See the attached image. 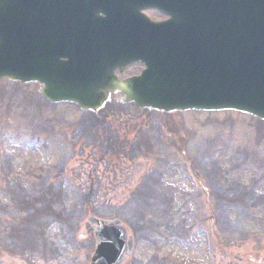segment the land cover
Wrapping results in <instances>:
<instances>
[{"label":"rangeland","instance_id":"374dc122","mask_svg":"<svg viewBox=\"0 0 264 264\" xmlns=\"http://www.w3.org/2000/svg\"><path fill=\"white\" fill-rule=\"evenodd\" d=\"M91 116L50 106L38 86L0 85V264H89V215L123 222L136 242L131 264H264V124L235 112L148 115L115 101ZM113 140L130 150L124 165L105 158ZM8 183L29 198L53 186L61 214L30 219ZM243 190L257 204L249 212ZM22 219L33 223L19 231Z\"/></svg>","mask_w":264,"mask_h":264},{"label":"water","instance_id":"95a60500","mask_svg":"<svg viewBox=\"0 0 264 264\" xmlns=\"http://www.w3.org/2000/svg\"><path fill=\"white\" fill-rule=\"evenodd\" d=\"M169 16L152 22L142 11ZM136 64L139 76L121 80ZM0 80L98 114L234 111L264 122V0H0ZM90 264H125L120 221L90 216ZM127 246V253L126 252Z\"/></svg>","mask_w":264,"mask_h":264},{"label":"trees","instance_id":"16d2710c","mask_svg":"<svg viewBox=\"0 0 264 264\" xmlns=\"http://www.w3.org/2000/svg\"><path fill=\"white\" fill-rule=\"evenodd\" d=\"M93 123L95 124V128L98 124L100 126V121L97 122L96 119L94 120ZM102 149L106 150V154H105L104 150H102L105 154V158L108 157L109 159H117L118 163L119 162L120 163L127 162L126 161L127 159L126 160H124V159L126 157H128L129 153H130V150H128L125 146H123V143H121V140L119 142V146H118V142L113 140L110 142L108 148L105 149V147H102ZM16 184L12 185V184L8 183V191L7 192L11 196L15 197V199L13 200L14 206H15V208L19 209V212H21L20 208L26 209V211L29 212L30 219L35 218V220L39 219V216L41 218V216L44 214H45L44 216H47L46 214L50 213L49 210L56 209V213H57L56 216L61 214V213H58L59 211H57V208L59 206L58 201L60 199V195H58V193L56 191H54L55 189L53 186L48 188V191L46 192V194H43L41 196L38 194V196H31V198H29L28 196H26V195H28L26 190L25 189L22 190V188H18L19 186H16ZM231 187L232 186H230L229 188H231ZM31 191H34V189ZM244 192H245V195L241 196L242 199H245V198L248 199L251 196V194L247 193L246 190H243L242 193H244ZM234 194L239 195L238 193H235V192H234ZM25 197H28L29 200H25ZM239 198H240V195L237 197H234V200H238ZM46 199H47V205H45V208L42 209V204H44L46 202ZM248 201H250V203L247 204V206L245 208H243L244 209L243 211L247 210L246 212H249V210L251 208H254L257 205V204H255V200L252 199V197H250ZM60 204H61V202H60ZM260 207L263 208L264 204ZM3 208L5 209V207H3ZM35 215H36V217H35ZM47 217L50 218L49 216H47ZM56 218L59 219L58 217H56ZM45 219H47V218H44L43 220H45ZM65 219H69V217H67ZM26 220H24V219L19 220L17 225H19L18 227L20 229L28 227L29 224L32 222L31 220L29 222H27ZM67 223H68V221H67ZM68 227L71 230L74 229L73 226L72 227L68 226Z\"/></svg>","mask_w":264,"mask_h":264},{"label":"flooded vegetation","instance_id":"af4514ba","mask_svg":"<svg viewBox=\"0 0 264 264\" xmlns=\"http://www.w3.org/2000/svg\"><path fill=\"white\" fill-rule=\"evenodd\" d=\"M151 13H157V14H160V15L163 16L164 18H163V19H159V20H154V18L150 15ZM145 14H146L149 18H151L152 20L157 21V22H159V21H164V20L167 19L166 15H164V14L158 12V11L155 10V9H147V10L145 11ZM134 75H135V74H134ZM90 232H91L92 240H93V242H94V235H93L94 231H93V227H92V226H91V228H90ZM83 237L85 238V236H83ZM128 264H131V263H128Z\"/></svg>","mask_w":264,"mask_h":264}]
</instances>
